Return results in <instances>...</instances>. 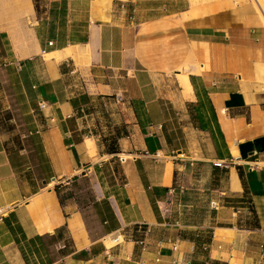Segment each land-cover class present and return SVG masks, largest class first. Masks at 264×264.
<instances>
[{"label": "crops", "instance_id": "1", "mask_svg": "<svg viewBox=\"0 0 264 264\" xmlns=\"http://www.w3.org/2000/svg\"><path fill=\"white\" fill-rule=\"evenodd\" d=\"M189 2L0 3V264H264V31Z\"/></svg>", "mask_w": 264, "mask_h": 264}, {"label": "rangeland", "instance_id": "2", "mask_svg": "<svg viewBox=\"0 0 264 264\" xmlns=\"http://www.w3.org/2000/svg\"><path fill=\"white\" fill-rule=\"evenodd\" d=\"M4 0H0V3ZM191 1V3L189 2ZM195 1V5L192 4V0H188L191 10L188 14L189 17H196L200 16L203 13H209L213 11H217L224 8L234 7L241 4L250 5L256 11V14L259 16V20L262 25V30L264 31V14L259 11V8L255 7L256 3L254 0H193ZM3 24V23H2ZM262 82H264V73H262ZM96 108L92 109L90 112L92 114H96L99 118V122L97 124L96 130L98 133H102L103 135L107 134L108 143L111 145L114 141V137L118 133V130H115V121L113 120V109L108 107H103L96 105ZM118 123V120H117ZM118 125V124H117ZM120 127V126H119ZM111 136H110V135ZM186 220L191 222H197L201 220H205L206 216L204 215V210L202 209H195V212H191L189 215L185 216Z\"/></svg>", "mask_w": 264, "mask_h": 264}, {"label": "bare ground", "instance_id": "3", "mask_svg": "<svg viewBox=\"0 0 264 264\" xmlns=\"http://www.w3.org/2000/svg\"><path fill=\"white\" fill-rule=\"evenodd\" d=\"M255 1V3H256V6L255 7H257V8H259V11H261L263 14H264V0H254ZM190 3H191V1H190ZM195 1H193L192 0V4L193 5H195ZM243 12V11H242ZM205 13H203L202 12V14L201 15H204ZM235 15V14H234ZM245 15V14H244ZM241 16V15H240ZM240 18V17H239ZM254 18V17H253ZM205 19H207V18H205ZM237 19V18H236ZM241 19V18H240ZM235 20V19H234ZM205 22V21H204ZM206 22H208V20L206 21ZM260 22V21H259ZM194 23V22H193ZM239 23V22H238ZM242 23V22H241ZM209 24V23H208ZM253 24V23H252ZM205 25V24H204ZM196 26V25H195ZM207 26H209V25H207ZM65 54H70V53H65ZM51 55H49L48 57H50ZM66 56H68V55H66ZM56 57H58V56H56ZM184 68H186V67H184ZM185 72V71H184ZM182 73V72H181ZM180 73V74H181ZM178 81H179V84H178V86L180 85V88H182V93L181 94H183V96H185L186 98L187 97H189L190 95H191V87H190V84H189V82H188V80H187V77L185 76V75H180V76H178ZM235 153V152H234ZM236 153H237V151H236ZM234 157H236V156H234ZM114 240L115 239H110V241L107 243V245L108 246H110V245H112L113 243H114ZM116 241V240H115Z\"/></svg>", "mask_w": 264, "mask_h": 264}, {"label": "trees", "instance_id": "4", "mask_svg": "<svg viewBox=\"0 0 264 264\" xmlns=\"http://www.w3.org/2000/svg\"><path fill=\"white\" fill-rule=\"evenodd\" d=\"M114 144H115V141L112 142L111 147L114 146ZM111 151L115 152V148H111Z\"/></svg>", "mask_w": 264, "mask_h": 264}]
</instances>
